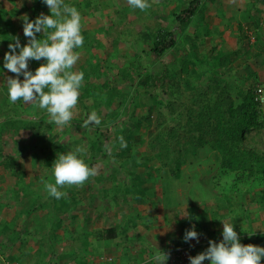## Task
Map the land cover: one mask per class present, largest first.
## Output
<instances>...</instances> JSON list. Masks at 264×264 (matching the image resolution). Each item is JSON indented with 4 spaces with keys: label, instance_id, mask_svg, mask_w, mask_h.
Wrapping results in <instances>:
<instances>
[{
    "label": "rangeland",
    "instance_id": "obj_1",
    "mask_svg": "<svg viewBox=\"0 0 264 264\" xmlns=\"http://www.w3.org/2000/svg\"><path fill=\"white\" fill-rule=\"evenodd\" d=\"M34 1L0 0V20L5 22L10 32L6 40L0 37L1 66H3L4 54L8 51L7 46L10 42H14L13 37L18 36L21 44L28 41L23 33L21 17L28 15L30 19H35L39 14L45 13L44 11L38 14L33 12L31 5ZM188 1L148 0L150 7L145 10L132 8L127 0H75L72 4L81 14L82 32H92L102 42V45L78 51L79 60L74 65V71H81L80 65L82 64L86 67V71L82 70V72L90 74L89 78L84 77L81 87L97 86L98 94L104 98H106L108 87L111 89L115 86L119 92L114 97L115 101L110 105L106 101H95L93 97H83L81 102V99H78L77 105L72 109V118L74 120L87 118L90 112L96 111L101 118V123L92 124L94 128H100L103 131L111 130L115 126L111 127L104 120L107 121L112 112H123L126 103L128 104L133 99V106L138 107L135 114L142 117L148 112L147 115L153 119V123L148 129L146 127L140 129L133 145L135 148L128 149L125 157H115L111 152L105 155L100 154L101 149L99 148L103 149L107 144L105 140L100 141L99 148L95 151L98 156L97 161L91 166L96 170V174L90 176L82 185H64L60 188L66 193L65 196L71 203V208L63 212L59 209V204L56 205V200L52 201V196L46 190L47 183H54V176L52 167L45 164L43 158L46 153H53L57 156L60 152L74 151L70 147L72 138L82 139V142L89 146V139L95 138V132L85 129L83 125L80 126L81 124L78 128L75 126L68 128L67 125L58 126L53 122L51 129H44L46 135L51 136L52 140L49 139L37 145L34 129L16 130L11 126L0 125V155H14L16 164L14 170H6L0 165V203L8 202V206L0 210V230L7 223L5 221L13 226L9 231H0V264H82L83 255L87 251L84 230L93 233L88 235V239L94 243L93 246H96V241H99L96 236L97 231L110 226H116L119 230L126 228L124 243H128L132 237L134 240L129 243L137 244V249L141 241L139 237H143V241L148 245L150 233L156 231L155 237L163 239L165 235L162 233L165 229L169 241L164 250L169 255L168 262L173 264L170 255H175L176 249L186 246H178L181 243H177L183 239L185 233L183 229H180L179 218L192 215L190 207L194 204H199V210L205 213L206 209L213 210L220 200L225 205L224 195L230 197L234 195L231 193L234 188L230 183H224L223 175H220L217 169L216 149L208 145L202 146L196 157H190L182 165V175L178 179L170 177L167 169L160 172L154 171L155 169L148 171L143 163L135 165L137 160L142 162L146 155L152 156L148 164L159 167V159L153 155L148 143L139 142L141 136L148 138L151 131L156 130L158 111L154 104H158L159 100L164 103L171 101V106H164L165 112L177 109L184 100L188 101L192 109L198 108L189 100V96L196 94L193 87L203 83L206 77L194 76L190 87L183 85L182 89L175 91L171 97L168 92H162L156 88L147 92L137 91L133 85L137 80V73L135 72L136 77L126 79L122 76L121 68L135 59L132 62L135 63L139 73H144L146 70L154 73L161 72L168 65L171 71H177L178 76L181 73L180 77L183 78L185 73L180 72L179 69L180 62L186 54L184 48L169 50L160 60L148 51L152 46L151 35L159 24L174 28L177 24V21H174V14L184 9ZM257 1L206 0L202 12L192 20L188 31L191 35L203 36L210 30L211 35L204 37L206 42L200 45L201 48L209 49L221 40L223 47L227 49L239 47L250 50L251 56L248 61L252 62L249 66L246 64L238 69L235 68L227 76L233 74L246 76L250 72H255L259 75V83H264V1L260 0L256 4ZM14 8L18 9L19 13L9 16L8 11ZM248 10L255 14V19L260 21L262 27H255L254 23L249 24L247 19L243 18ZM3 14L10 18H1ZM2 21L0 23H3ZM239 23L245 26L244 33H241ZM43 35V32L37 33V38H43ZM256 52L259 54L256 55ZM243 58L244 55L239 57V61ZM35 61H29L30 69H33ZM87 61L92 65L100 64L103 70L101 74L92 75V68L87 65ZM132 73L134 74V70ZM132 73L130 71V74ZM15 75L0 67L1 99L7 94V78ZM20 78L23 79V76L21 75ZM81 92L83 93V88L80 89ZM155 95L157 96L156 103H150L149 101L155 100ZM31 103H24L22 100L24 107L30 106ZM29 108V114L23 116L33 119L35 112L31 107ZM127 120L123 115L118 119L117 125L128 129ZM50 124L51 122L48 121L44 125ZM250 135L256 139L255 143L258 147L264 148V132L257 133L253 130ZM98 138L100 139V134ZM61 147L64 149L61 150ZM86 153L89 154L90 150ZM134 166L136 175L144 179L148 178L143 182L145 188L148 189L146 190L148 197H144L145 200L141 202L134 200L131 194L125 200L123 194L132 184V174L128 170L133 169ZM117 188H120V191ZM113 195H116V198ZM237 199L236 194L231 199L232 205H237ZM24 207L30 208L28 213L21 215L16 213V219H10L14 211L18 212ZM235 210L240 213V210ZM208 214L211 215L210 212ZM6 217H8L7 220H5ZM201 222L208 227L207 218L203 217ZM209 222L211 223L210 220ZM131 233L136 234L129 235ZM138 234L141 235L137 236ZM117 240L118 238L100 242L104 247L101 252L115 257L112 250ZM144 247L146 248L145 244ZM191 248H187V255H197ZM92 253L87 254V261L94 260L96 257V254ZM129 256L123 252L118 258L126 264L123 258ZM178 259L181 258L178 257Z\"/></svg>",
    "mask_w": 264,
    "mask_h": 264
},
{
    "label": "trees",
    "instance_id": "obj_2",
    "mask_svg": "<svg viewBox=\"0 0 264 264\" xmlns=\"http://www.w3.org/2000/svg\"><path fill=\"white\" fill-rule=\"evenodd\" d=\"M205 1L206 0H189L184 9L174 14V21H177L174 28L167 27L160 23L151 35L152 46L148 52L155 54L159 60L169 50L184 48L186 54L180 62L179 69L180 72L185 73L183 78L180 77L181 73L178 76L177 71H171L168 65H166L165 69L161 72L154 73L146 70L144 73H139L136 70L135 63L132 62L135 61V59L127 62L126 66H128L121 68V71L122 76L126 79L137 76V80L133 84L137 91L142 90L143 92H147L152 88H156L159 91L168 92L171 97L175 91H180L183 85L184 87H190L192 84L191 79L194 76L198 78L206 77L203 83L201 82L193 87L196 94L189 96V100L196 104L198 108L192 109L191 105L187 103L188 101L184 100L177 109L165 112L163 109L164 106H171V101L164 103V101L162 102L159 100L158 104H154L157 100L156 95L154 101H149L155 105L158 111L156 130L151 131L148 138L146 136H141L139 142L148 143L153 151V155H156L159 159V167L154 166V164H148L152 156H146L145 154L144 158H141L142 162L137 160L135 165L143 163L147 166L148 171L155 169L154 171L160 172L163 169H167L166 171L169 172L170 177L178 179L182 175V165L185 164L190 157H196L198 155V150L202 148V146L208 145L217 151V169L220 175H223L222 180H224V183H230L232 188H234L233 192H231L234 193V195L231 196L232 199L236 194L238 195L244 190L243 193L248 194L251 190L264 187V148L258 147L255 143L256 139L250 137L253 130L257 133L264 132V105L256 98L258 95V86L261 85L262 82L259 83V75L255 72H250L246 76L235 74L227 76V74L235 68L238 69V67L240 68L246 64L249 66L252 62L248 61L251 56L250 50L240 49L239 47L227 49L223 47V42L221 40L213 44L209 49L205 47L201 48L200 45L206 42L204 37L206 35H211L210 30L203 36H199L198 34L191 35L189 33L188 27L192 20L202 12ZM258 1L256 4H258ZM74 2L75 0H65V3L69 5H72ZM31 7L35 14L42 11L46 14H50V9L43 3V0H35ZM3 11L5 12V9ZM18 13L19 10L16 8L8 11L9 16H14ZM245 15L246 16H243V18H246L249 24L254 23L255 27H262L260 21L255 19L254 13L248 10ZM9 16L6 17V14H3L1 18L9 19ZM0 24V37L6 40L9 38L10 32L6 28L5 22ZM239 29L241 33H244L245 26L243 23H239ZM82 34L84 43L82 47L75 49L76 52L84 48L91 49L96 45H102V42L98 40L94 33L84 31ZM255 54L257 55L259 52ZM243 55V60L239 61V57ZM234 61L236 63H234ZM35 62L36 63L33 64V69H31L33 71L43 60L41 62L36 60ZM87 65L92 68V75H100L103 71L100 64L92 65V63L87 61ZM80 66L81 71H86L84 65L81 64ZM0 67L3 66L0 64ZM132 70H134V74ZM130 71L132 74H130ZM135 72L137 73L136 76ZM84 77L89 78L90 74H84ZM82 88L83 93L81 92L78 97V99H81L80 102L83 97H93L95 101H106V103L110 105L115 101L114 97L119 94L115 86H112L111 89L108 87L109 89L106 90V98L98 94L97 86L86 85L80 89L82 90ZM133 104L134 100L131 99L128 104L126 103L125 110H122L123 112H112L109 114L108 120H104V122L110 124L111 127L115 126L111 130L103 131L100 128H94L92 124L84 126V122L87 118H78L76 120L72 118L67 124L68 128L72 126L78 128L81 124L80 126L83 125L85 129L94 131L95 138L89 139V146L84 144L82 139L72 138L70 140V147L74 149V151L83 149L80 155L90 167L97 161L96 157L98 156L95 154V151L99 148L100 141L105 140L107 142L105 148H99L101 149L100 154L105 155L111 152L115 157H125L124 155L128 149L135 148L133 145L137 140V134L140 129L143 127L148 129L153 123V119L147 115L148 112L142 117L135 114L138 107L133 106ZM31 105L24 107L22 99L13 103L6 94L2 99L0 98V125L4 127L11 126L16 128V130L22 128L34 129L37 145L42 144L46 140H52L51 136L46 135L44 129H51V125L54 121H51L46 110L38 107L36 101L31 103ZM29 107L35 112V118L33 119H27L23 116L24 114H29ZM123 115L124 118L128 119V129L117 125L118 119ZM48 121H50L51 124L45 126L44 124ZM99 134L100 139L98 138ZM121 137H123L126 147H121ZM60 149L62 150L64 148L61 147ZM87 150H90V155L86 153ZM55 158L56 156L53 153H46L43 162L51 166ZM14 159V155H0V165L4 166L6 170H14L16 167ZM134 169L135 166L133 169L128 170V172L132 174V184L127 187L126 192L123 194L125 200L127 196L131 194L134 196V200L141 202L145 200L144 197H148V193L146 194V190L148 189L143 185L144 180L147 181L148 178L144 179L141 178L140 175H136ZM16 171L17 170H15V172ZM98 179H100V177H98ZM212 185H214V183ZM118 190L120 191V188ZM113 197L116 198V195H113ZM229 197V195H226L224 202L231 204ZM52 198L53 202L56 200V205L59 204L60 207H58L62 212L71 208V203L67 200L66 196L60 199ZM223 204V201L220 200V203L217 202L215 204L216 206H214L215 208H213V210L206 209L205 213L199 210V204L192 205L190 207L192 215L186 218H179L178 223L180 224V229L186 231L194 226L200 235L206 234L208 230L205 226L206 224L203 225L204 223L201 222V219L204 217L207 218V222L210 220L215 223L221 221L225 208ZM35 207L37 208V205H35ZM29 210L30 208L24 207L18 214L28 213ZM236 211L237 210L234 209L232 213H236ZM208 212H210L211 215H209ZM212 222L211 224L213 225L214 223ZM12 227L13 226L7 222L0 231L6 232L11 230ZM125 230L126 228L124 227L119 230L116 226H110L98 230L96 236L101 240H113L119 237ZM84 233L87 239V251L83 255L82 264L108 263V260L101 261L100 259L106 255L105 252H101V248L93 246L94 243L89 241L88 235L92 232L84 230ZM247 242L248 240L245 239V243ZM177 243H181L178 245L181 246L183 244L188 245L189 242H185L184 239H182ZM189 245L195 250L196 254L207 248V246L196 248L193 244ZM91 247H93V249ZM92 252L96 254L95 258L93 256L95 261L90 259L91 261L84 262V260L88 258L87 254ZM11 259L15 260L16 258ZM188 263L190 264V262Z\"/></svg>",
    "mask_w": 264,
    "mask_h": 264
},
{
    "label": "clouds",
    "instance_id": "obj_3",
    "mask_svg": "<svg viewBox=\"0 0 264 264\" xmlns=\"http://www.w3.org/2000/svg\"><path fill=\"white\" fill-rule=\"evenodd\" d=\"M43 3L50 9V14L41 13L35 19L22 16L23 33L28 41L21 44L18 36L13 37L14 42L9 43V50L4 54L3 68L16 74L7 78V95L13 103L21 99L24 103L36 101L40 109L46 110L51 121L63 126L72 120V109L77 105L84 81V73L73 70L79 60L75 49L84 43L81 14L65 0H43ZM127 3L134 9L150 7L148 0H127ZM41 32L44 33L43 38H37V33ZM30 60L43 62L33 71L29 68ZM100 123V116L92 111L87 115L84 126ZM120 139L121 147H126L123 137ZM82 151L77 149L57 154L51 165L54 183L46 184L50 196L60 199L66 195L61 187L82 185L96 174V170L80 155ZM222 222V239H210L204 251L189 256L190 264H204L205 261L208 264H262L264 246L242 243L234 224ZM199 235L193 226L185 231L183 239L185 242L198 241ZM153 251V264H167L168 253L159 247Z\"/></svg>",
    "mask_w": 264,
    "mask_h": 264
},
{
    "label": "crops",
    "instance_id": "obj_4",
    "mask_svg": "<svg viewBox=\"0 0 264 264\" xmlns=\"http://www.w3.org/2000/svg\"><path fill=\"white\" fill-rule=\"evenodd\" d=\"M245 191V190H244ZM240 192L238 194L237 199V205L234 206L231 204H228L226 202L225 207L228 206L229 208H224L223 218L222 220H225L228 223H233L235 230L237 231L238 235L240 236L241 242L244 244L247 243H253L257 245L264 246V187H258L255 190H251L248 194H244L243 192ZM247 192V191H246ZM244 195V196H243ZM226 195H224L225 198ZM231 200V197H229ZM235 199V198H234ZM8 206V202L5 204L0 203V210L4 207ZM234 209L240 210V213H232ZM16 210H18L16 208ZM20 210H18L19 212ZM17 211H14L12 217L10 219H16V213ZM8 217H6L5 220H7ZM219 221L217 223H214L213 225L208 220V227L207 232L204 235H199V240L192 239L191 241H188L190 244H193L194 246L198 248L202 247H208L209 240H216L219 241L222 239V228H223V222ZM8 222V221H5ZM249 232H252L249 234ZM155 232L150 233L149 238V244L147 245L146 242L143 241V237H139L140 244L139 249L137 244L134 242L131 244L130 241L134 240L132 237L128 241V243H124V235L127 234V232L123 231L121 235H119L118 240L116 243H114V250H112L113 255L115 257H119L123 252L130 255L129 257H124L126 264H153V255H154V249H157L158 247L165 251L167 243L169 241V237L166 235L165 229H163L162 235H165L163 239H159L155 237ZM136 234L131 233L129 235ZM157 234V233H156ZM160 234V232H159ZM141 234H138L139 236ZM136 236V237H137ZM154 236V237H153ZM167 237V238H166ZM116 239V238H115ZM245 239L248 240L247 243H245ZM114 240V239H113ZM105 240L99 239L97 242V247L104 248L100 244V242H104ZM144 244L146 245V248L144 247ZM93 249V247H91ZM165 249V250H164ZM103 250V249H102ZM106 251V250H104ZM106 254V253H105ZM109 255V254H106ZM87 260H84V262ZM86 264V263H84ZM167 264L169 262L167 261ZM205 264H208V261H206ZM262 264H264V257H262Z\"/></svg>",
    "mask_w": 264,
    "mask_h": 264
},
{
    "label": "built area",
    "instance_id": "obj_5",
    "mask_svg": "<svg viewBox=\"0 0 264 264\" xmlns=\"http://www.w3.org/2000/svg\"><path fill=\"white\" fill-rule=\"evenodd\" d=\"M258 95L256 98L261 101L262 104H264V84L258 86ZM187 248H190L189 246H182L174 251L175 255L171 254V260L173 264H186L189 261V256ZM180 257L181 259H178ZM102 260H108V263L106 264H123L122 261L119 258H115L112 255H105L104 257L100 258ZM100 264V263H98Z\"/></svg>",
    "mask_w": 264,
    "mask_h": 264
}]
</instances>
